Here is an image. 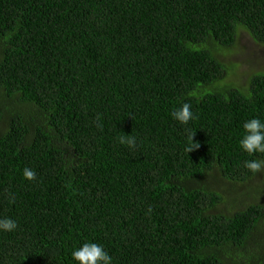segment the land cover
Masks as SVG:
<instances>
[{
    "label": "trees",
    "instance_id": "obj_1",
    "mask_svg": "<svg viewBox=\"0 0 264 264\" xmlns=\"http://www.w3.org/2000/svg\"><path fill=\"white\" fill-rule=\"evenodd\" d=\"M241 32L264 45V0H0V264L86 241L113 264H264V168L243 167L264 154L238 145L264 71L221 58Z\"/></svg>",
    "mask_w": 264,
    "mask_h": 264
},
{
    "label": "clouds",
    "instance_id": "obj_2",
    "mask_svg": "<svg viewBox=\"0 0 264 264\" xmlns=\"http://www.w3.org/2000/svg\"><path fill=\"white\" fill-rule=\"evenodd\" d=\"M172 118L181 125H187L191 120L195 119L190 103H183L175 108L171 113ZM194 133L189 134L190 144L186 148L189 153L198 148L199 145L193 142ZM119 143L136 146V138L131 135H121ZM239 148L244 153L252 156L253 154H264V119L253 117L247 119L242 124V132L238 141ZM243 167L252 173L259 172L264 168V160L257 158L247 159L243 162ZM23 176L27 180H35L36 173L30 168L23 169ZM17 222L10 218H0V231L13 232L17 229ZM71 258L74 264H113V257L99 243L86 241L80 246L74 248L71 252Z\"/></svg>",
    "mask_w": 264,
    "mask_h": 264
},
{
    "label": "rangeland",
    "instance_id": "obj_3",
    "mask_svg": "<svg viewBox=\"0 0 264 264\" xmlns=\"http://www.w3.org/2000/svg\"><path fill=\"white\" fill-rule=\"evenodd\" d=\"M234 50H237L239 53L234 56H221V58L226 62H230V60L239 61L240 63L236 66V69L240 73V77H243L245 81L246 75L264 71V45H259L245 32H241ZM239 54H241L240 59L236 58L240 56ZM243 79L241 78V81ZM262 227H264V224Z\"/></svg>",
    "mask_w": 264,
    "mask_h": 264
}]
</instances>
